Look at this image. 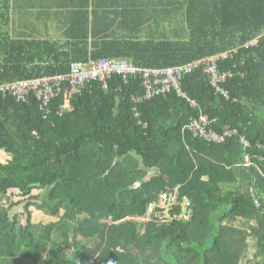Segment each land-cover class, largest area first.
Masks as SVG:
<instances>
[{
  "label": "trees",
  "instance_id": "16d2710c",
  "mask_svg": "<svg viewBox=\"0 0 264 264\" xmlns=\"http://www.w3.org/2000/svg\"><path fill=\"white\" fill-rule=\"evenodd\" d=\"M169 6L186 30L97 51L84 33L64 41L12 35L11 0H0V85L103 58L168 69L227 54L217 67L231 73L220 82L228 97L205 62L150 97L139 76L113 74L108 88L100 78L67 80L70 107L63 93L47 117L32 93L18 101L0 92V151L9 158L0 162V201L18 191L26 214L23 224L0 208V264H240L249 238L264 264V0ZM204 129L228 134L209 141ZM177 185L191 200L189 220L130 219ZM34 209L59 219L36 224Z\"/></svg>",
  "mask_w": 264,
  "mask_h": 264
},
{
  "label": "crops",
  "instance_id": "0c3cea01",
  "mask_svg": "<svg viewBox=\"0 0 264 264\" xmlns=\"http://www.w3.org/2000/svg\"><path fill=\"white\" fill-rule=\"evenodd\" d=\"M167 2L170 5L171 0H11L9 30L19 37L60 41L70 33L78 37L84 33L90 49L102 51L109 41L137 40L186 30L182 19L172 20ZM0 26L3 27L1 18ZM154 174L155 169L148 170V176ZM32 221L40 223L38 219Z\"/></svg>",
  "mask_w": 264,
  "mask_h": 264
},
{
  "label": "built area",
  "instance_id": "2783aa9c",
  "mask_svg": "<svg viewBox=\"0 0 264 264\" xmlns=\"http://www.w3.org/2000/svg\"><path fill=\"white\" fill-rule=\"evenodd\" d=\"M226 57L227 54L212 56L199 62L190 63L184 66L168 68V69H147L139 68L132 65L127 59H90L87 63L77 62L71 67L68 74L56 76L39 77L37 79L19 81L11 84L0 85V92H10L16 96L18 101L27 100L28 95L32 93L40 103V109L45 112L47 117L50 112V106L53 99L64 93L65 107H70L69 88L65 86L67 80L73 81L75 85L82 83L86 79L100 78L105 88L109 87V79L113 74H119L123 80L127 82L133 76H139L147 88L146 97L166 92L171 89L172 85L178 86L179 79L182 75L191 72L199 64L206 63V71L210 74L213 86L225 94H228L221 88L220 82L231 76L230 72L220 73L217 67L218 58ZM206 120V119H205ZM207 123V121H203ZM198 123H195L192 129L198 132ZM205 130V129H204ZM228 134V133H227ZM220 135L210 131H203L202 135L207 140L224 141L226 135ZM234 134V133H232ZM247 144L246 140H242ZM246 163L249 164L250 159L246 156ZM181 206L180 213L173 212L174 208ZM192 217V203L188 196L181 194V185L167 187L162 190L157 199L152 201L147 208L146 214L140 217H132L137 222H148L157 219L161 222H168L174 218L189 220ZM141 218V219H135ZM128 220V219H125Z\"/></svg>",
  "mask_w": 264,
  "mask_h": 264
},
{
  "label": "rangeland",
  "instance_id": "374dc122",
  "mask_svg": "<svg viewBox=\"0 0 264 264\" xmlns=\"http://www.w3.org/2000/svg\"><path fill=\"white\" fill-rule=\"evenodd\" d=\"M8 159H9L8 156L5 155L4 152L0 151V162L6 163ZM38 193L39 191L36 190L34 191V194H38ZM40 193H41L40 195L44 196L45 191L42 190ZM20 196L21 194L18 191H15L14 194H9L0 201V208H7L12 218L15 215H17L18 219H22L21 221L24 224L26 219V214L24 212L25 210H24L23 197L20 198ZM41 199L39 198L37 199V201H39L40 203ZM32 219H38L40 223H49L51 221H55L56 219H59V217L50 215V213L47 212V210L34 209ZM135 219H141V218H135ZM245 253L246 254L244 255L240 264H257L259 262L260 255H257L256 252V240H254L253 238H249V247Z\"/></svg>",
  "mask_w": 264,
  "mask_h": 264
}]
</instances>
